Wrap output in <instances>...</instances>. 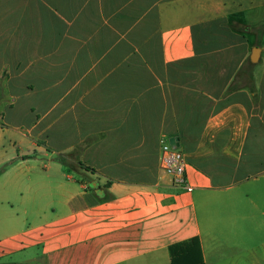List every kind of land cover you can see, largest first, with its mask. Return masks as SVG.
<instances>
[{"label":"crops","instance_id":"0c3cea01","mask_svg":"<svg viewBox=\"0 0 264 264\" xmlns=\"http://www.w3.org/2000/svg\"><path fill=\"white\" fill-rule=\"evenodd\" d=\"M256 3L0 0L2 95L14 100L27 73L49 87L29 37L46 45L70 28L73 61L89 60L84 84L56 71L57 101L26 129L34 153L65 163L0 158V264H172L169 248L194 238L204 264H264V23L245 15ZM172 138L192 192L161 168Z\"/></svg>","mask_w":264,"mask_h":264},{"label":"rangeland","instance_id":"374dc122","mask_svg":"<svg viewBox=\"0 0 264 264\" xmlns=\"http://www.w3.org/2000/svg\"><path fill=\"white\" fill-rule=\"evenodd\" d=\"M250 9H248L245 12V15L247 16V19L250 24H263L264 23V2L262 0H257V3L255 5L248 6ZM254 7V8H253ZM249 26V25H247ZM248 28V27H247ZM70 28H59V35L57 36V39L47 42V47L43 42L36 39L35 37H29L28 41L31 43L27 44L30 46L29 50L30 52H34L39 47H42V51L47 53V59L44 61V63L47 64V67L49 69L48 74L49 77L47 79V89L43 90L39 88V85L43 83L45 76L42 77L43 81L39 83V77L33 74L27 75H17L14 77V80L11 83V93L15 99H11V97L7 94L2 95V91L0 90V95H2L0 98L1 104H0V158H3V156L9 152L13 151H21V152H27L31 151L32 157L36 158L41 161L42 163L50 162V158H53L54 161L57 160L56 155H52V149L50 148V152L47 153V156L41 153H34V143L37 142L32 139H30L29 133L26 132V129L28 126L31 125L32 122L36 120V114H42L44 111H48L51 107V103L53 104L55 101H57V98L54 96L57 92V73L56 71H65L66 73H69V76L67 77V82L64 79L63 83H67L68 85H71L72 79L74 81L80 80V84H84L88 80V66H89V60L87 58L78 59L76 61H73L72 58V40L70 38L71 35ZM49 32V31H48ZM61 34V35H60ZM37 42V43H36ZM24 44V42H23ZM26 45V46H27ZM46 48V51H45ZM81 50L83 49V45L80 44ZM75 62V65L79 66V74L72 75V65ZM76 67V66H75ZM54 71V72H53ZM53 73V74H50ZM55 73V74H54ZM31 75V76H30ZM104 75H101L97 77L99 80L102 79ZM112 77H109L107 80L110 81ZM28 83V85H33L34 90L36 92L28 93L26 88L24 87V84ZM26 85V86H28ZM103 85V84H102ZM101 85V86H102ZM29 90H32L30 88ZM5 95V97H4ZM48 96V98L45 100V97ZM17 98V99H16ZM69 100V99H68ZM4 105H8L10 110H8V114L6 116V121L11 124H20L22 125L21 128H14L7 124L5 122V111H4ZM14 105V106H13ZM48 105V106H46ZM32 107H35L37 110L39 109L40 112L32 113L31 109ZM12 108V109H11ZM50 119V117L48 118ZM48 119L45 121V124L49 123ZM42 130V126H38L33 132L35 136L38 135V133ZM55 138L51 137L50 144L52 146L54 145ZM44 144V143H43ZM41 143V145H43ZM4 165H2L3 167ZM243 240V239H242ZM260 243V242H258ZM246 243L242 241L240 244L245 245ZM259 259H263L264 261V252H259Z\"/></svg>","mask_w":264,"mask_h":264},{"label":"built area","instance_id":"2783aa9c","mask_svg":"<svg viewBox=\"0 0 264 264\" xmlns=\"http://www.w3.org/2000/svg\"><path fill=\"white\" fill-rule=\"evenodd\" d=\"M187 161L179 147L173 146L168 140L161 142V168L167 173L175 186L181 187L187 192H192L193 187L187 178Z\"/></svg>","mask_w":264,"mask_h":264},{"label":"trees","instance_id":"16d2710c","mask_svg":"<svg viewBox=\"0 0 264 264\" xmlns=\"http://www.w3.org/2000/svg\"><path fill=\"white\" fill-rule=\"evenodd\" d=\"M246 67L247 69H253L254 65L249 63ZM240 76L241 74L238 75V77ZM247 77L253 80V76L248 75ZM6 79L7 76L3 73L0 77V84L2 85ZM235 84L232 83L229 89H234ZM1 89H4V86ZM57 160L63 164L65 163V158L62 156H58ZM1 171L2 169H0V173ZM169 252L172 264H204L200 242L197 238L175 244L169 248Z\"/></svg>","mask_w":264,"mask_h":264},{"label":"water","instance_id":"95a60500","mask_svg":"<svg viewBox=\"0 0 264 264\" xmlns=\"http://www.w3.org/2000/svg\"><path fill=\"white\" fill-rule=\"evenodd\" d=\"M261 57V49L259 47H254L251 52L250 60L253 64H257ZM169 143L173 146L179 147V139L178 138H172L169 140ZM93 187L95 184L92 185Z\"/></svg>","mask_w":264,"mask_h":264}]
</instances>
